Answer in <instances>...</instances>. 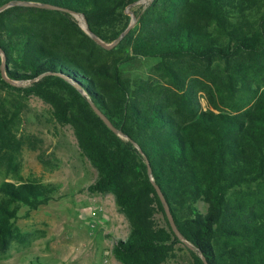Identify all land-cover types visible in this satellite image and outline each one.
<instances>
[{"label": "trees", "instance_id": "obj_1", "mask_svg": "<svg viewBox=\"0 0 264 264\" xmlns=\"http://www.w3.org/2000/svg\"><path fill=\"white\" fill-rule=\"evenodd\" d=\"M133 1L0 0L4 72L20 82L0 75V256L29 240L19 207L26 215L57 188L21 175L15 125L35 95L94 168L86 189L110 192L125 216L111 245L121 264H163L178 244L193 264L199 253L208 264H264V0ZM125 8L135 21L110 48L75 19L108 42L128 23Z\"/></svg>", "mask_w": 264, "mask_h": 264}, {"label": "rangeland", "instance_id": "obj_2", "mask_svg": "<svg viewBox=\"0 0 264 264\" xmlns=\"http://www.w3.org/2000/svg\"><path fill=\"white\" fill-rule=\"evenodd\" d=\"M138 4L144 5H133ZM154 78L158 89L162 81ZM15 126L25 139L20 147L23 178L53 182L57 188L26 215L19 207L15 223L29 231V240L13 244L0 264H121L111 245L126 235L127 220L110 192L86 189L95 170L80 155L70 126L52 122L48 105L35 95L26 98ZM178 245L163 264H193L188 250Z\"/></svg>", "mask_w": 264, "mask_h": 264}, {"label": "water", "instance_id": "obj_3", "mask_svg": "<svg viewBox=\"0 0 264 264\" xmlns=\"http://www.w3.org/2000/svg\"><path fill=\"white\" fill-rule=\"evenodd\" d=\"M149 0H135L132 2V4L137 3V2H143L144 4H146ZM18 3H28V2H22V1H17ZM6 4V3H5ZM5 4L1 5L0 8L2 6H4ZM30 4H34V5H38V6H50L47 4H41V3H30ZM125 11L129 14V21L128 23L125 25V27L111 40V41H104L102 40L100 37H98L94 32H92L88 26H87V22L85 20V18L81 15H75V19L77 21V23L92 37V39L97 42L99 45H101L102 47L105 48H110L111 46H113L119 39L120 37L125 34L127 32V30L133 25L134 21H135V17L133 14L132 10H129L127 8H125ZM0 54H1V60H0V75L8 82L12 83V84H19V81H14L9 79L8 77H6L5 72H4V55L2 53V51L0 50ZM88 103L91 106V108L93 109V111L102 119V121L107 125V127H109L111 130L113 131H117L116 128L114 127V125L110 122V120L106 117V115L92 102L88 99ZM146 161V160H145ZM146 166H147V173L150 174V167L146 161ZM154 185V189L158 195V198L162 204V208H163V212L166 216V219L172 229V231L175 233V235L183 240V243H185L187 246L192 247V245L190 243H188L186 240L183 239L181 233L179 232L178 228L176 227L172 214L169 210V206L167 201L165 200L159 186L153 182ZM199 256L203 262V264H208V262L206 261L205 257L203 254L199 253Z\"/></svg>", "mask_w": 264, "mask_h": 264}]
</instances>
